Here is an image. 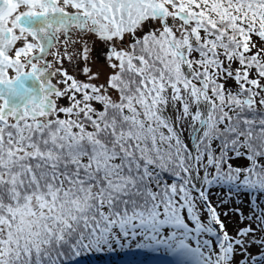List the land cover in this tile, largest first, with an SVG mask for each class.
I'll return each mask as SVG.
<instances>
[{
	"label": "snow or ice",
	"instance_id": "obj_1",
	"mask_svg": "<svg viewBox=\"0 0 264 264\" xmlns=\"http://www.w3.org/2000/svg\"><path fill=\"white\" fill-rule=\"evenodd\" d=\"M133 242L264 264V0H0V264Z\"/></svg>",
	"mask_w": 264,
	"mask_h": 264
},
{
	"label": "trees",
	"instance_id": "obj_2",
	"mask_svg": "<svg viewBox=\"0 0 264 264\" xmlns=\"http://www.w3.org/2000/svg\"><path fill=\"white\" fill-rule=\"evenodd\" d=\"M239 163L247 164L246 160H242ZM225 193L219 189H213L212 199L216 201L218 197L224 196ZM230 205L225 206L224 208L220 209L221 211H226ZM247 211V209H245ZM233 218L230 216L226 223ZM236 219V218H235ZM229 223V222H228ZM236 226V223L230 224L229 227ZM135 243L132 244V251H125V252H118L114 251L109 253L107 249H105L102 253H96L95 251H82L79 257H76L74 261H70L69 264H155V260L160 257L166 256L168 254L164 252H146V251H136L135 250ZM249 251L255 253L257 251L256 247L253 246ZM174 257V256H172Z\"/></svg>",
	"mask_w": 264,
	"mask_h": 264
},
{
	"label": "rangeland",
	"instance_id": "obj_3",
	"mask_svg": "<svg viewBox=\"0 0 264 264\" xmlns=\"http://www.w3.org/2000/svg\"><path fill=\"white\" fill-rule=\"evenodd\" d=\"M95 56L96 57H98L101 61H102V59H103V56H102V53L101 52H96L95 53ZM67 66V65H66ZM69 71L70 72H72L73 71V69L72 68H69ZM81 79H83V77H80ZM230 220L231 221H229L228 220V222L230 223V224H235L236 223V219H235V217H233V218H230ZM227 222V225H228V230H229V232L230 233H232L233 232V229L235 228V226H231L230 225V227H229V223ZM166 257H168V258H171V259H168L167 260V258H161V260L157 263V264H177V258L175 257V259H174V257H172V256H170V255H166ZM161 262V263H160ZM156 263V262H155Z\"/></svg>",
	"mask_w": 264,
	"mask_h": 264
},
{
	"label": "water",
	"instance_id": "obj_4",
	"mask_svg": "<svg viewBox=\"0 0 264 264\" xmlns=\"http://www.w3.org/2000/svg\"><path fill=\"white\" fill-rule=\"evenodd\" d=\"M97 52H99V51H97ZM50 58V57H49Z\"/></svg>",
	"mask_w": 264,
	"mask_h": 264
}]
</instances>
